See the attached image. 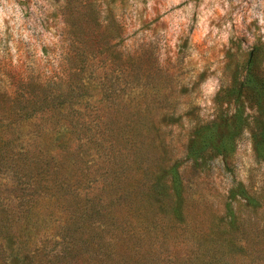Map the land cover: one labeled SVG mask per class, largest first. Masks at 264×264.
<instances>
[{"label": "rangeland", "instance_id": "1", "mask_svg": "<svg viewBox=\"0 0 264 264\" xmlns=\"http://www.w3.org/2000/svg\"><path fill=\"white\" fill-rule=\"evenodd\" d=\"M1 260L264 264V0H0Z\"/></svg>", "mask_w": 264, "mask_h": 264}, {"label": "trees", "instance_id": "2", "mask_svg": "<svg viewBox=\"0 0 264 264\" xmlns=\"http://www.w3.org/2000/svg\"><path fill=\"white\" fill-rule=\"evenodd\" d=\"M76 49V53L75 55L79 56L81 55L80 51L78 50L79 48H75ZM70 61H72V59H70ZM76 69V68H74ZM72 76H74V72L72 73ZM67 92L65 94H58L57 96H45L42 97L41 101H42V106H45V108H55L56 105L62 104V102H64L66 100V98H68L72 92L71 88H66ZM34 97V96H33ZM25 103L26 105L31 106L34 103V100L31 102L29 99H25ZM36 110H38V108H35ZM24 114H26V112H24ZM0 264H6V262L2 261L0 262Z\"/></svg>", "mask_w": 264, "mask_h": 264}]
</instances>
